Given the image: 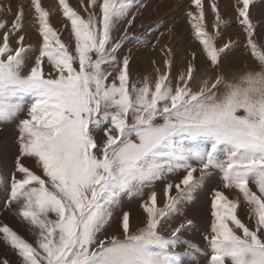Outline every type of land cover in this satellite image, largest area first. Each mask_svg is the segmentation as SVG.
I'll return each instance as SVG.
<instances>
[{
    "label": "snow or ice",
    "instance_id": "6c2138e0",
    "mask_svg": "<svg viewBox=\"0 0 264 264\" xmlns=\"http://www.w3.org/2000/svg\"><path fill=\"white\" fill-rule=\"evenodd\" d=\"M257 2L234 0L233 7L245 47L260 67L231 79L216 71L225 66L235 43L228 39L217 46L227 24L217 0H210L215 14L211 32L205 0H191L195 10L187 13L213 74L201 72L193 52L175 82L167 45L164 68L154 69V81L132 82L131 56L118 58L127 29L119 40L112 32L133 0H81L86 17L59 0L70 22L74 53L50 23L41 0H31L42 37L38 48L26 45L19 34L24 5H18L10 27L8 20L0 21V122L26 111L17 125L18 154L7 205H17V214L35 232V246L7 224L0 228L20 264H184L207 255L182 233L195 223L184 206L194 201L210 170L221 173L224 189L238 191L229 198L213 190V219L204 236L207 264H264V30L251 14ZM6 10L11 12V5ZM30 52L38 54L29 64ZM26 95L32 97L27 107ZM24 159H32L39 173ZM181 173L165 183L162 207L155 191L143 201V227L131 231L130 213L122 211L117 221L122 237L100 238L122 193L140 195ZM241 207L253 226L239 215ZM174 215L184 219L165 229ZM181 244L186 247L178 251ZM0 264L11 262L5 256Z\"/></svg>",
    "mask_w": 264,
    "mask_h": 264
},
{
    "label": "rangeland",
    "instance_id": "374dc122",
    "mask_svg": "<svg viewBox=\"0 0 264 264\" xmlns=\"http://www.w3.org/2000/svg\"><path fill=\"white\" fill-rule=\"evenodd\" d=\"M67 2L81 15L86 14L81 5V0H67ZM86 2V0H85ZM221 15L227 22L226 26H222L223 39L217 41V46H221L228 39L233 40L229 56L225 62V66L221 71L228 78L238 77L240 74L249 70H258L260 65L250 52L245 47V34L242 27L236 21V11L233 7L234 0H217ZM42 6L49 13V19L52 26L60 34L61 39L68 44L70 51L74 53V37L71 33L70 22L63 16L59 6V0H41ZM11 5V12L7 11V6ZM18 5H24V29L20 35L25 36V44L33 49L39 47L42 43V37L39 34V25L37 22V14L31 7V0H0V6L5 8L0 11V21L8 20L9 27L14 19V14L17 11ZM195 10L191 0H133L127 17L116 22L112 36L115 40H119L125 34L127 29V39L124 41L122 48L118 53V58L124 55H130L131 80L134 83L142 82L144 78H149L154 81L156 77L155 68L160 67L163 70L164 53L163 47L167 45L172 49L173 67L172 79H175L180 71L186 68L188 61L192 60V53H196V63L200 65L201 72L207 71L209 75L213 74L211 68H207L206 56L203 52L202 45L195 38L194 30L189 22L187 15L189 9ZM96 11H99L96 9ZM253 21L261 25V30H264V0H258L251 8ZM205 15L208 30L213 31L211 25L215 19V14L211 10L210 0H205ZM134 17V19H133ZM128 20H133L131 25ZM5 31L7 29H4ZM15 46V40L12 41ZM35 54H28V63L30 64ZM153 61L155 62L153 64ZM27 71V68L23 70ZM45 71H49L47 65ZM200 79V73H197V80ZM32 97L26 95L24 97L25 105L31 103ZM26 116V111L19 117L8 122H0V228L7 224L18 235L33 243L35 246L36 235L31 229V226L17 214V205L11 207L7 205L8 197L10 196V176L15 171L14 158L18 154L17 140L18 122ZM26 166L38 171L35 162L32 159H24ZM181 174H175L167 177L163 181H158L155 184L146 187L142 194L129 196L126 192L121 194L119 205L113 209L112 222L105 227L100 238L104 235L117 233L122 237V231L117 232V221L122 211L130 213L131 231L135 232L138 228L143 227L146 223V213L141 207L144 200H147L152 191L157 193L159 206H163L164 195L163 189L168 181L175 182ZM250 186L256 191L254 183L250 182ZM220 189L225 191L229 198H236L238 190L224 189L221 180V173L217 170H210L209 176L202 183L200 189L194 193V201L184 206L188 218L195 220L194 225L182 233V238L191 243L198 244L207 255H198L196 259H185L184 264H207L210 250L207 247V242L204 236L209 233L212 222L211 200L213 190ZM175 195V191L172 193ZM239 215L244 219L249 226L254 225V221L248 219L247 210L241 207ZM54 218V217H53ZM184 219L183 216L174 215L165 224V229L168 225L175 227ZM186 245L181 244L177 249L183 251ZM7 257L11 264H20L18 254L11 248L10 245L4 242L3 234L0 233V259Z\"/></svg>",
    "mask_w": 264,
    "mask_h": 264
}]
</instances>
